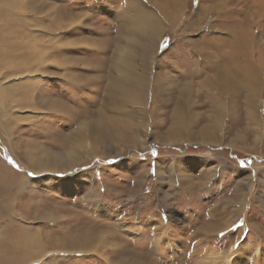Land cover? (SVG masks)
<instances>
[{"label":"rangeland","instance_id":"1","mask_svg":"<svg viewBox=\"0 0 264 264\" xmlns=\"http://www.w3.org/2000/svg\"><path fill=\"white\" fill-rule=\"evenodd\" d=\"M37 1L63 16L66 46L37 75L39 110L0 102V264H264V0ZM129 10L154 50L144 99L109 117L134 139L61 143L99 113Z\"/></svg>","mask_w":264,"mask_h":264},{"label":"bare ground","instance_id":"2","mask_svg":"<svg viewBox=\"0 0 264 264\" xmlns=\"http://www.w3.org/2000/svg\"><path fill=\"white\" fill-rule=\"evenodd\" d=\"M21 1L22 0H0V21L3 22V24H0V26L4 24L6 25L5 28L0 27V74L3 75L4 78H23L22 80H19L15 83L14 88L17 89L15 95L13 94V89L8 86L0 88V102L4 97H9V101L13 106L15 105L14 103H27L33 109V111H36L39 110V106H36L34 104L33 91H35V86L39 81L37 75L40 76L42 75L41 73L45 74L44 70L47 69L50 65V62H52L50 61L51 56L59 51H62V47L66 46V43H64L61 37H59L60 32L58 31L61 28H64L63 22L61 20L63 16H61L60 18V15L53 11L52 6H49L46 2H38L37 0H30V5H27L28 9L26 8V10L24 11L23 5L20 6ZM170 1V4L172 6L168 5L167 8L175 9V5L177 3L176 1L178 0ZM25 3L24 5H26ZM127 5L129 9L130 4L128 3ZM37 8H41L42 11L45 10L44 15L42 17H39L40 22L41 19H44V24L43 22H41V25H35L33 23L36 22L35 20H39L37 17V13H40ZM28 12L29 14H27ZM63 15L66 16L63 19L67 20L66 27H68L69 21L72 22V19L70 20L69 14ZM128 16L129 17H127L123 13L121 14V16H119L120 19L123 18L124 20L123 22H121L122 24L120 26L121 33L119 37L115 39L116 48L113 51V59L111 62L112 76H108L111 85L108 84L106 86L105 97L103 98V101L99 103V113L96 115L94 114L92 120L88 118L86 121V113H81V116H79V118L81 117V120L78 124V128L74 133L70 135L71 137L68 136L67 139L62 137L61 143L66 144V142L68 141H70L69 143H71V140L78 139L83 140L81 142H85V139L87 138L92 142V146L97 147L100 142L102 143L104 141L105 137H108L110 140L120 138L121 140L123 139V141H125L126 139H128V141L134 139L132 138V136H129V134L132 132L131 130H129V128H125V126H123L121 122L117 123L109 116L112 112L120 111L119 106L121 105H118L117 103L118 101L123 99L121 97L126 96L129 100L133 101L144 99V88L146 86L147 79V76L145 77V74L147 72L144 71L149 70L148 59L150 58L149 56L154 50V42L149 39V37L143 36L142 33H140L139 35V32L135 28H132V24H134L133 22L136 19V15L134 14V12H132V10H129ZM151 24L153 28L152 31L158 30L160 27L159 21L149 23V25ZM17 26H19V28ZM12 31L14 35L7 34L8 32L12 34ZM153 33L155 34L154 31ZM25 40H30V42L25 43ZM58 47H60L61 49L58 50ZM62 61L63 62H55V65H59V67L63 68L64 71H66V69L68 68L64 65L66 59H63ZM137 61L140 66L139 70H137ZM9 71L12 72L7 73ZM227 85H230L229 81L224 80L223 86H225V89L227 88ZM112 91L116 92L113 94V102H111V100L109 99L110 97H106L111 96ZM43 102L47 105L48 110L51 113L64 114L66 112L65 107L62 104L49 101L50 105H48L45 100ZM185 105L187 104L184 103L183 100H178L176 102L174 110L177 117H174L179 124H176V127L173 128V130L171 128L168 132L175 134L177 127H181L182 124L185 126V128L187 127V123L183 120L182 117V112ZM8 109H5L2 105H0V116L5 117L6 112H9ZM7 117L5 121L8 119ZM125 118L127 120L129 117ZM172 118L173 117H171V119ZM113 130L116 134H113ZM131 135H133V133ZM62 147H65V145H62ZM94 147H92L93 151H95ZM53 155L57 156L56 154ZM70 155H72V153H70ZM10 240H7L6 244H11L12 242L9 243ZM28 241L30 242V240ZM26 243L28 245L27 241ZM11 246L12 245H10V248ZM37 249L33 247V249L31 250L32 252L38 251L39 254V252H41L40 248L37 247ZM28 256L30 257V255H27V257L23 258L24 261H21L22 264L28 262H30V264H35V261H32V258L29 259Z\"/></svg>","mask_w":264,"mask_h":264},{"label":"snow or ice","instance_id":"3","mask_svg":"<svg viewBox=\"0 0 264 264\" xmlns=\"http://www.w3.org/2000/svg\"><path fill=\"white\" fill-rule=\"evenodd\" d=\"M163 46H165V47L167 46V41H166V40H165ZM241 163H243V162H241ZM29 175H32V174L30 173ZM222 235H223V234H222Z\"/></svg>","mask_w":264,"mask_h":264}]
</instances>
